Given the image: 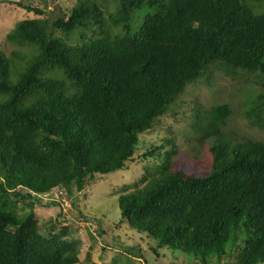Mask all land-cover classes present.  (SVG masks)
<instances>
[{
    "label": "trees",
    "instance_id": "16d2710c",
    "mask_svg": "<svg viewBox=\"0 0 264 264\" xmlns=\"http://www.w3.org/2000/svg\"><path fill=\"white\" fill-rule=\"evenodd\" d=\"M113 1L110 11L106 0H76L52 21L17 2L40 16L22 18L6 36L29 53L0 51V264H77L68 225L55 231V220L42 232L35 205L125 167L140 133L211 63L257 79L244 114L264 128V0ZM142 6L151 11L131 32ZM71 35L75 42L63 39ZM232 113L216 104L198 120L200 141L217 137L205 173L180 168L167 153L157 175L119 194L122 218L156 255L166 248L195 264H264V142H220Z\"/></svg>",
    "mask_w": 264,
    "mask_h": 264
},
{
    "label": "rangeland",
    "instance_id": "374dc122",
    "mask_svg": "<svg viewBox=\"0 0 264 264\" xmlns=\"http://www.w3.org/2000/svg\"><path fill=\"white\" fill-rule=\"evenodd\" d=\"M76 0H0V51L10 55L12 51L21 54L29 53L30 49L9 42L6 38L16 23L25 17L40 16L28 11L17 2L32 4L43 9L50 21L67 11ZM107 9L114 10L113 0H106ZM142 6L133 16L131 32H134L144 15L150 12ZM76 29L72 34L78 33ZM123 32V29L120 31ZM75 35V34H74ZM63 39L68 43L76 41V35ZM217 61L210 64V71L204 73L195 82L188 83L185 89L170 103V108L160 115L149 129L140 133L134 159L128 161L123 168L101 174L90 182L82 191L67 196L64 189L55 190L43 198L42 204H36L40 230L46 233L50 224L55 222V231L68 225L69 238L79 241V262H108L116 258L119 264H195L198 263L188 255L166 248L158 249V255L150 250L152 240L146 235L132 229L122 218L118 206L119 194L132 190L135 185L142 186L143 176L157 175L165 163V156L171 153V160L176 161L184 170L198 174L207 171L211 152L209 147L216 144V136L212 135L200 141V132L196 130L199 118L212 105L228 103L233 113L222 128L220 142L231 144L246 140L264 142V128L252 126L244 114L256 99L259 87L253 75L241 73L231 76L215 67ZM214 66V67H213ZM251 81V83L247 81ZM256 87H255V86ZM202 124L205 120H201ZM165 139H173L176 151ZM151 149L155 153L143 158V153ZM55 201V202H51ZM20 207L23 205L20 203ZM25 209V208H24ZM215 264V263H214ZM218 264H236L234 257L222 258ZM262 264V263H259Z\"/></svg>",
    "mask_w": 264,
    "mask_h": 264
},
{
    "label": "built area",
    "instance_id": "2783aa9c",
    "mask_svg": "<svg viewBox=\"0 0 264 264\" xmlns=\"http://www.w3.org/2000/svg\"><path fill=\"white\" fill-rule=\"evenodd\" d=\"M49 194H45L44 197L48 196Z\"/></svg>",
    "mask_w": 264,
    "mask_h": 264
}]
</instances>
